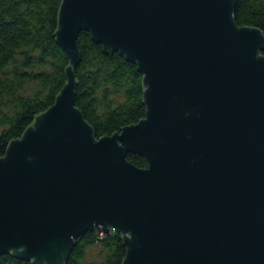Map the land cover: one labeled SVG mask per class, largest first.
Returning a JSON list of instances; mask_svg holds the SVG:
<instances>
[{
  "label": "water",
  "instance_id": "obj_1",
  "mask_svg": "<svg viewBox=\"0 0 264 264\" xmlns=\"http://www.w3.org/2000/svg\"><path fill=\"white\" fill-rule=\"evenodd\" d=\"M61 1L68 82L0 158V255L64 264L115 228L123 264H264L263 32L236 0ZM82 31L144 76L146 118L100 139L75 103Z\"/></svg>",
  "mask_w": 264,
  "mask_h": 264
},
{
  "label": "trees",
  "instance_id": "obj_2",
  "mask_svg": "<svg viewBox=\"0 0 264 264\" xmlns=\"http://www.w3.org/2000/svg\"><path fill=\"white\" fill-rule=\"evenodd\" d=\"M235 22L264 34V0H236ZM61 0H0V158L37 117L55 103L68 82L71 62L57 42ZM80 60L72 66L75 103L97 139L146 118L144 76L118 52L106 53L88 31L77 38ZM264 57V48L260 51ZM127 160L144 169L147 161ZM101 238L88 231L77 240L64 264H123L127 247L122 234ZM93 250L97 253L91 256ZM0 264H35L12 253Z\"/></svg>",
  "mask_w": 264,
  "mask_h": 264
},
{
  "label": "built area",
  "instance_id": "obj_3",
  "mask_svg": "<svg viewBox=\"0 0 264 264\" xmlns=\"http://www.w3.org/2000/svg\"><path fill=\"white\" fill-rule=\"evenodd\" d=\"M96 232L101 238L107 235V232H102V231H96Z\"/></svg>",
  "mask_w": 264,
  "mask_h": 264
},
{
  "label": "bare ground",
  "instance_id": "obj_4",
  "mask_svg": "<svg viewBox=\"0 0 264 264\" xmlns=\"http://www.w3.org/2000/svg\"><path fill=\"white\" fill-rule=\"evenodd\" d=\"M114 231H115L114 228H110L109 231L107 232V234H108V233H109V234L114 233Z\"/></svg>",
  "mask_w": 264,
  "mask_h": 264
},
{
  "label": "rangeland",
  "instance_id": "obj_5",
  "mask_svg": "<svg viewBox=\"0 0 264 264\" xmlns=\"http://www.w3.org/2000/svg\"><path fill=\"white\" fill-rule=\"evenodd\" d=\"M97 251L96 250H93L92 253H91V256H94L96 255ZM45 264H48V263H45Z\"/></svg>",
  "mask_w": 264,
  "mask_h": 264
}]
</instances>
